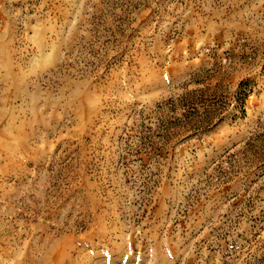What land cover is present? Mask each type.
I'll return each instance as SVG.
<instances>
[{
    "label": "rangeland",
    "instance_id": "rangeland-1",
    "mask_svg": "<svg viewBox=\"0 0 264 264\" xmlns=\"http://www.w3.org/2000/svg\"><path fill=\"white\" fill-rule=\"evenodd\" d=\"M0 264H264V0H0Z\"/></svg>",
    "mask_w": 264,
    "mask_h": 264
}]
</instances>
